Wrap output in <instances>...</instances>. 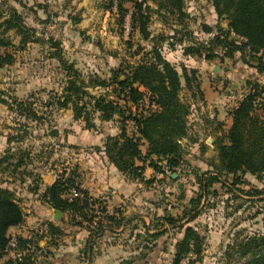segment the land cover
<instances>
[{
	"label": "rangeland",
	"instance_id": "1",
	"mask_svg": "<svg viewBox=\"0 0 264 264\" xmlns=\"http://www.w3.org/2000/svg\"><path fill=\"white\" fill-rule=\"evenodd\" d=\"M185 2L190 15L189 19L183 21L186 28L175 16H168L164 22L156 14V4L148 2L154 10L150 13L149 25L152 37H174L162 42L163 54L168 55L169 49L178 51L180 46L184 47L181 40L185 45L191 41L208 42L213 35L209 37L202 33V26L210 25L207 23H211L212 27L217 24L227 26V21H218L214 17L212 0ZM111 3L112 0H0V24L11 19L16 11L25 29L33 36L22 47L20 42L23 36L16 34L15 29L10 30L6 36L11 39V45L0 50V55L15 57L12 64L0 69V187L14 193L25 214L24 224L9 231L11 245L5 257L0 259V264H16L25 256V253L16 250L15 239L19 236L32 240L29 253L34 257L35 264H92L93 257L97 256L94 251L91 259L86 257L85 251L72 257L69 254L65 256L69 259L55 256L54 247L66 245L68 240L63 236L58 237L54 244L43 239L42 228L46 227L47 219L53 217L55 210L43 204L41 197L47 189L44 176H58L76 168L79 173L85 168L87 173L88 164L84 166V163H88V159L91 160L95 154L101 157L97 149L101 148L102 141H106L108 136L120 134L119 118L108 122L95 118L96 126L87 128L84 121L74 119L71 109L56 106V96L62 95L65 87L66 67L72 66L86 82L92 77L108 80L125 62L134 61L131 55L136 48L130 49L129 41L150 48V42H144L139 32L132 34L130 17L122 22L116 7L110 9ZM126 8L131 9V5H126ZM4 29L5 26L2 31ZM186 33H191V37L185 36ZM199 58L205 56L197 57V60ZM221 59L222 56H219L216 63L224 68L225 73L218 76L211 69L209 72L210 82L216 89L221 85L227 95H235L238 99L245 95L248 82L264 85V72L259 74L245 66L241 54L237 53L233 59ZM231 65L235 72L230 70ZM175 66L179 72L186 68L191 79H195L191 89L186 87L183 80L181 97H189L191 93L193 97H202L201 76L195 66L186 67L178 59ZM191 71H197L195 77ZM233 83H238L239 87L234 88ZM88 90L93 95L101 92L92 88ZM26 101L33 103L44 121H27L20 115L14 103ZM260 113L264 116V109ZM80 163L82 166H79ZM202 173L197 172V175L201 176ZM241 177L244 184L236 187L232 186V176L223 177L224 186L216 184L210 195L202 200L201 216H209L207 219L215 221L214 225L221 228L227 237L219 256L208 259L202 256L200 260L196 256H188L180 264H244L247 258L242 259L237 249L230 248L247 237L264 236V180L250 174ZM180 181L184 185L183 190L185 186L188 187L185 189L186 202L200 195L195 178L182 177ZM177 182L168 178L162 182L161 188L164 190L172 186L178 193L175 195L182 197L184 194L180 193ZM254 189L262 194L250 196L248 193ZM162 197L167 199L164 191ZM172 201L177 205L180 199ZM62 218L65 222L61 226L66 231L73 229L68 223L69 218ZM158 260V264H173L174 258Z\"/></svg>",
	"mask_w": 264,
	"mask_h": 264
},
{
	"label": "trees",
	"instance_id": "2",
	"mask_svg": "<svg viewBox=\"0 0 264 264\" xmlns=\"http://www.w3.org/2000/svg\"><path fill=\"white\" fill-rule=\"evenodd\" d=\"M150 1L156 4V14L164 22L168 16H175L184 24L183 21L190 17L185 0H112L110 9L116 7L122 22L129 16L132 34L139 32L144 42H150V48L129 41V48H136L131 55L134 61L125 62L108 80L92 77L86 82L76 69L66 67L63 94L56 96V106L64 110L71 109L74 119L84 121L87 128L96 126L95 118L102 122L119 118L120 134L107 137L103 152L109 162L129 179L139 180L148 186L154 180H145L147 165L156 172L163 171V166H167L175 173L184 161L181 142L188 137L192 106L183 100L181 92L184 89L183 80L188 89L192 88L195 80L191 79L186 68L179 72L163 54L162 42L174 37H152L149 25L150 13L154 10L148 5ZM212 4L218 21H227V27L224 28L221 24L215 27L203 25V32L213 37L208 42L191 41L188 45L181 40L184 53L205 56L208 61H214L219 56H222V61L225 58L233 59L239 53L245 65L262 74L264 0H212ZM126 5H131V9H127ZM21 21V16L15 11L11 19L0 24V50L11 45V39L6 34L13 29L16 34L23 36L20 46L30 42L33 36ZM183 27L187 26L184 24ZM191 35L185 34L188 37ZM14 61L15 57L12 55H0V69ZM196 72L191 71V74L195 77ZM247 87L246 94L230 113L233 118L231 128L215 141L218 163L212 165V171L204 172L201 176L197 175L198 171L192 166V175L188 177L196 179L200 195L189 200L181 216H164L158 219L164 221L158 228L160 232L147 236L146 240L156 241L167 233L166 229L163 230L165 224L172 229L184 231V238L176 245L173 264H180L190 254L196 255L198 260L202 258L205 236H201L194 227L185 226L202 215L204 196L210 195L216 184L224 186L223 177L232 176L233 187L244 184L242 175L250 174L258 180H264V116L260 113L264 109V85L248 82ZM91 88L101 92L93 95L88 90ZM14 104H17L20 115L27 121H44L34 109L33 103L26 101ZM97 150L102 152V148ZM179 176L185 177L181 174ZM180 178L174 180L169 176V179L176 182ZM254 190L248 194H262L261 191ZM212 193L216 194L215 191ZM41 198L43 204L67 216L71 227L89 232L84 250L88 259H91L96 242L106 228H118L125 220L119 210L113 215L98 217L97 212L106 213L108 205L102 198L93 197L82 187L78 168L61 173ZM24 221L25 214L14 193L0 187V259L5 257L11 245L9 231L22 226ZM61 221L64 222V219ZM44 226L46 231H41L43 239L54 244L58 237L66 235V230L52 222ZM15 241L16 250L25 253L16 264H35L34 257L29 253L32 240L19 236ZM230 249H237L236 252L241 253L242 259L247 258L244 264H264V236L247 237ZM227 256L230 257L229 254ZM122 264H132V261H124Z\"/></svg>",
	"mask_w": 264,
	"mask_h": 264
},
{
	"label": "crops",
	"instance_id": "3",
	"mask_svg": "<svg viewBox=\"0 0 264 264\" xmlns=\"http://www.w3.org/2000/svg\"><path fill=\"white\" fill-rule=\"evenodd\" d=\"M212 12L218 20L215 11L212 10ZM207 24L212 25L211 23ZM202 33L205 36H211V34ZM168 51L169 54H164V56L169 62L175 65L178 59L186 67L193 65L201 76L202 97H193L192 93L189 97L183 96V99L188 100L192 106L188 137L181 142L184 150V161L188 162L198 172L212 171V165L218 163L215 141H218L231 128L233 118L230 113L237 107L242 97L237 99L235 95H227L224 91L225 88L221 85H218L217 89L213 87L209 79L210 69L218 76L225 73L224 68L220 64L217 65L216 60L208 61L206 58L197 60L196 56L186 55L182 46L178 51L175 49ZM230 70L236 71L232 65ZM233 86L238 88L239 84L233 83ZM104 145L105 141H102V145H100L102 152H99L101 157L95 154L91 160L88 159V163H84V166L88 164V171L85 173V168L80 171L82 187L88 190L93 197L106 199L108 209L113 213L117 210L121 211L125 220L122 226L118 228H106L102 237L96 242L94 252H97V256L93 257L92 264H122L124 261H132V264H158V259L174 258L176 245L184 238V231L172 229L165 224L163 230H167L166 234L160 236L156 241L146 239L148 235L160 232L158 228L164 221L158 219L164 216L178 217L182 215L184 208L189 203L185 201L187 199L185 189L188 187L185 186L183 190L184 185L178 179L179 191L184 194V197H178L175 195L178 193L172 186L164 190L162 188L157 190L154 188V182L148 186L139 180H131L109 162L103 152ZM95 158L97 159L94 160ZM99 159L102 161V165ZM79 166H82L81 163ZM146 167L145 180H154L158 172L148 165ZM164 167L167 166H163V169ZM48 176H44L46 187L53 185L59 175ZM174 176L175 174L172 175L174 180L180 178L179 175ZM168 178L169 176H166L165 180ZM215 190L218 191L217 188ZM163 191L167 197L166 200L162 197ZM175 198L177 201L180 199L177 205L172 201ZM54 216L55 213L51 219H47L48 222H52L56 226H61L65 222V219L64 222L61 221L63 214L59 220H55ZM207 217L209 216H200L185 227H194L201 236H205L206 245L203 258L208 259L211 256H219L218 253L223 249V243L226 242L227 237L221 228L214 225L215 221H210ZM39 221L42 222V220ZM65 233L66 235L63 237L68 241L66 245L62 244V246L58 245L54 249L52 248L56 252L55 256L62 258L69 254L68 256L72 257L75 254L79 255L86 249L89 238L87 230L73 228L70 231H65ZM69 257L65 258L69 259ZM139 258H144V260H139Z\"/></svg>",
	"mask_w": 264,
	"mask_h": 264
},
{
	"label": "built area",
	"instance_id": "4",
	"mask_svg": "<svg viewBox=\"0 0 264 264\" xmlns=\"http://www.w3.org/2000/svg\"><path fill=\"white\" fill-rule=\"evenodd\" d=\"M246 94V93H245ZM193 172V167L189 164L183 161L180 166L176 169V172L174 173L169 167H164L163 171L158 172L154 177V188L155 189H161L162 182L165 180L166 176H172L173 174L182 175L185 177L191 176ZM106 201V199H103ZM107 202V201H106ZM113 215V212L110 211L107 207L106 213L97 212L98 217L104 216V215ZM44 231H46V227L42 228ZM21 257V255H19ZM189 257H193V255H190ZM185 263V262H184Z\"/></svg>",
	"mask_w": 264,
	"mask_h": 264
},
{
	"label": "water",
	"instance_id": "5",
	"mask_svg": "<svg viewBox=\"0 0 264 264\" xmlns=\"http://www.w3.org/2000/svg\"><path fill=\"white\" fill-rule=\"evenodd\" d=\"M178 175L177 174H175V176L174 177H177ZM55 212V216H54V219L55 220H59L60 219V217H62V213L61 212H59V211H54Z\"/></svg>",
	"mask_w": 264,
	"mask_h": 264
}]
</instances>
